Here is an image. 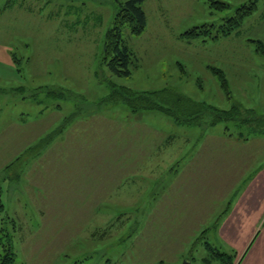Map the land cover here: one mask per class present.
Instances as JSON below:
<instances>
[{
	"label": "rangeland",
	"instance_id": "obj_1",
	"mask_svg": "<svg viewBox=\"0 0 264 264\" xmlns=\"http://www.w3.org/2000/svg\"><path fill=\"white\" fill-rule=\"evenodd\" d=\"M213 1L229 9L214 10L211 0H146L144 34L133 36L129 28L123 30V39L135 56L132 76L118 78L104 63L106 36L118 12L116 0H0V264L9 244L16 255L14 264H203L210 256L207 243L226 251L214 229L228 208L231 184L241 166L229 167L233 152L218 142L198 151L204 135L220 137L228 132L232 142L238 143L240 135L247 140L264 133L259 123L264 121V55L254 43L264 45V0ZM251 2H257V11L230 37L185 36L204 26L217 30ZM214 69L225 72L231 101ZM113 85L139 92L172 90L224 111L237 103L254 110V121L242 124L240 120L248 117L244 111L238 122L208 129L177 127L171 117L159 112L133 114L124 104H104ZM80 107L83 113L63 125ZM93 114L104 119L93 120L108 127L119 124L122 131L153 129L177 136L169 140L167 153L176 152L180 144L186 153L179 155L175 166L199 154L190 181L178 187L185 195L182 215L165 218L160 225L161 218H148L140 210L146 201H138L137 209L129 199L116 201L114 191L107 192L115 182L105 184L104 195L88 200L81 194L73 201H59L49 192L38 196V201L28 195L29 174L50 180L49 154L64 151L70 126ZM95 125L88 124L87 144H93ZM64 126L63 138L55 140L53 133ZM128 141L109 139L103 155H89V163L100 161L101 168L89 165L82 172L89 174L87 179L76 177L74 188L81 181L83 189L97 187L103 179L116 181V144L124 143L126 150ZM61 159L62 164L87 163L86 154L84 161L81 154L69 157V162ZM209 172L213 186L196 184L200 178L208 179ZM67 173L62 168L59 174L60 191ZM121 176L122 191H127L134 177ZM173 178L170 171L165 180Z\"/></svg>",
	"mask_w": 264,
	"mask_h": 264
},
{
	"label": "crops",
	"instance_id": "obj_2",
	"mask_svg": "<svg viewBox=\"0 0 264 264\" xmlns=\"http://www.w3.org/2000/svg\"><path fill=\"white\" fill-rule=\"evenodd\" d=\"M75 109L76 111L73 110L70 117L65 118L63 125L65 124L66 126V123L72 122L75 119V115H81L84 110L83 107ZM139 113L142 112L133 114ZM94 115L96 114H93L91 119H79L81 123L70 126L71 128L68 130L67 135H65L68 146L66 145L64 151L56 150L49 154L51 159L50 170L53 171L52 174H49L50 180L48 179L47 181V179L41 178L40 175L29 174V180L32 186L27 189L28 195L33 196L34 199L37 200L38 196H41L45 192H49L51 195L58 196L59 201H73L77 198L76 196L78 194H81L85 197V200H88L89 196H95L94 198H96L99 195H104L106 192L105 184L108 182H115L107 192L114 191L115 196H117L115 199L116 201L129 199V201L134 202L135 209L139 208L137 206H141L139 205L140 203L137 204L138 201H146L148 204L142 205L140 210L144 211L145 216L148 218H161L162 223L160 225L164 223L165 218H177L182 215L186 209L184 205L185 195L184 189H179L178 187L183 185L186 181H190V177L192 176V172L190 171L197 168L196 161L199 160V154L194 158L191 157L192 159L190 158L188 162H182L175 166L180 159L179 155L181 157L186 153L184 144H180L176 152L171 154L170 152L167 153L169 140L172 139L175 141L177 136H165V134L153 129L122 131L124 128L119 124L108 127L97 120H93H104L99 117L101 115ZM84 121H87V124H84ZM91 121L96 123V129L95 133L91 135L95 137V139H92L91 142L93 144L90 145L87 144V139L89 137L88 124ZM173 122L177 127L195 128L179 125L174 120ZM74 127L78 128L73 129ZM83 127L87 128L85 129ZM64 128L58 129L53 133L56 134L55 140L59 137L63 138L67 127ZM232 137L233 136L228 132L222 134L220 137L204 135L199 149L200 151H198V153H200L210 146H217L215 143L218 142L219 146L226 148L229 146L233 152V162L230 160L228 161L231 163L229 167H232L233 164L241 166L240 171L236 173V180L231 184L233 188L232 192L228 195L230 200L228 208L225 210L222 219L215 225L214 230L221 240L220 243L223 244L222 247L226 250L221 252L236 255L232 264H264V145H262L264 143V133L256 134L250 138L251 140H245V138L240 135L242 138L238 143H233ZM122 138H127L129 141L126 143V150L124 148V143L118 142L116 144V148L119 144L116 157H114L116 159L114 167L115 170L119 172L116 177L117 180L111 181L103 179L99 182V186L92 188L86 187L85 189H83V185H81L83 181H81L80 185L74 188L73 180L76 177L87 179L89 174L82 172L87 171L89 165L92 168H101L100 161L92 164L89 163V155H103L105 152L103 146H109L110 142H107L109 139L112 141ZM253 141L256 143L251 145ZM240 142H242L243 145H239ZM184 143H187V139H185ZM111 145L114 146L115 144L111 143ZM91 147H94V151L92 152H90ZM152 149L154 150L152 151ZM79 150H81V153H77ZM234 150H236L237 153H235ZM87 151L88 153H85L87 156V160L85 161L87 163H60L64 161H61V158L69 162V157L76 156V154H81V161H84V152ZM174 156L177 157L173 158ZM35 167L39 168L38 165L34 164V168ZM31 168L32 167H30V169ZM62 168H65V171L68 173L65 174V184L63 185V190L60 191L58 190V188L61 187L58 177ZM210 169L211 168H208V170ZM73 171H80V173L75 174ZM170 171L171 175H174V178L166 182L165 179L168 178ZM121 175H123V177L124 175H132L134 177V179H132L131 188L127 191H122L123 185L121 183ZM210 176L211 173L209 172L207 175L208 179L200 178L196 184L208 187L213 186L215 180H211ZM33 187L35 189H33ZM2 207L3 206L0 208L2 209ZM208 244L211 245L210 243Z\"/></svg>",
	"mask_w": 264,
	"mask_h": 264
},
{
	"label": "trees",
	"instance_id": "obj_3",
	"mask_svg": "<svg viewBox=\"0 0 264 264\" xmlns=\"http://www.w3.org/2000/svg\"><path fill=\"white\" fill-rule=\"evenodd\" d=\"M116 1L118 3V12L106 36L104 63L108 65L114 76L118 78H130L132 76L130 66L134 62L135 56L128 49L123 39V30L126 27L129 28L133 36H141L144 34L148 26L147 14L144 10L146 0ZM211 2L214 10L218 12H225L229 9V6L225 3L213 0ZM256 11L257 2H251L238 9L235 16L225 20L224 24L217 30H215V26H204L189 31L185 36L191 39L203 36L211 40L230 37ZM2 13L3 11L0 9V16ZM254 43L257 44V52L264 55V45L261 42ZM213 72L218 77L221 89L226 98L231 101L232 94L224 72L219 69H214ZM112 88V93L103 101L104 104L112 106L124 104L132 113L159 112L171 117L179 125L209 128L223 122H238L241 112L244 111L248 113L245 112L248 117L240 120V122L242 124H251L254 121L253 114L255 112L244 109L242 105L237 103L230 111H224L206 103L192 101L172 90L165 89L164 91L155 93H140L126 87H117L116 85H113ZM263 122L261 120L259 123L264 128ZM206 249L209 251L210 256L203 259V264H232L236 258V255L221 252L208 243L206 244ZM15 259L16 255L13 252L12 245L9 244V249L5 250V255L1 262L2 264H14Z\"/></svg>",
	"mask_w": 264,
	"mask_h": 264
}]
</instances>
